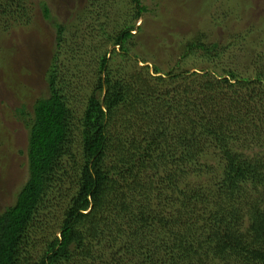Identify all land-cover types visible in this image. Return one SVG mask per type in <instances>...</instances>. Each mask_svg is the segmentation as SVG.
<instances>
[{
    "label": "trees",
    "instance_id": "16d2710c",
    "mask_svg": "<svg viewBox=\"0 0 264 264\" xmlns=\"http://www.w3.org/2000/svg\"><path fill=\"white\" fill-rule=\"evenodd\" d=\"M141 1L79 9L104 35L87 86L61 72L67 25L54 22L49 94L17 111L28 176L0 214V264H264V12L213 40L183 35L153 76L128 65L150 60L136 54ZM33 5L0 0V32L26 26ZM38 6L54 20L53 0Z\"/></svg>",
    "mask_w": 264,
    "mask_h": 264
},
{
    "label": "rangeland",
    "instance_id": "374dc122",
    "mask_svg": "<svg viewBox=\"0 0 264 264\" xmlns=\"http://www.w3.org/2000/svg\"><path fill=\"white\" fill-rule=\"evenodd\" d=\"M39 1L31 0L34 5L26 26L5 34L0 32V214L15 204L27 180L28 130L17 111L25 107L32 114L36 101L49 94L46 78L57 52V28L54 22L67 25V42L63 44L64 49L58 57L61 72L66 73L67 68L71 71L75 69L79 76L82 74L84 86L93 80L95 62L104 44V35L92 17L81 21L76 19L79 9L87 7V0H53L56 7L52 21L45 19L38 6ZM112 2L128 5V13L132 11L131 7L135 9L138 6L131 5V0ZM141 6L147 7L148 14H143L144 17L137 23L138 28L144 26L145 32H133L139 43L136 54L146 53L147 57L144 58L151 61L138 64L129 62L128 65L131 72H144L149 64V72L153 76L161 75L155 74L154 65L169 63L168 59L177 46L175 44L183 35L199 28L208 32L213 40L223 35L227 26H234L232 18H239L238 26L242 27L247 22L259 20L264 12V0H142ZM114 11L109 9V18L113 17ZM113 20H116V16ZM119 21L124 24L125 16ZM154 26H160L159 30L153 31ZM113 49L112 46L107 48L110 51ZM116 49L120 50L119 47ZM121 63L119 58L112 65L116 69ZM75 64L77 68L73 67ZM198 65V69L192 67L190 73L203 66ZM78 106L83 109L82 104ZM41 251V246L34 248V253Z\"/></svg>",
    "mask_w": 264,
    "mask_h": 264
}]
</instances>
